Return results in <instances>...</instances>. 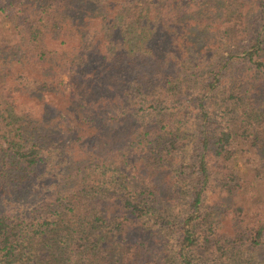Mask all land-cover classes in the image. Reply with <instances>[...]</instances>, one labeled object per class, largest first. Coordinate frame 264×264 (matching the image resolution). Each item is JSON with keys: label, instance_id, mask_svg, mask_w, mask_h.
I'll use <instances>...</instances> for the list:
<instances>
[{"label": "trees", "instance_id": "16d2710c", "mask_svg": "<svg viewBox=\"0 0 264 264\" xmlns=\"http://www.w3.org/2000/svg\"><path fill=\"white\" fill-rule=\"evenodd\" d=\"M102 3L0 0V131L6 142L0 144V190H8L2 194L6 210L0 212V264H147L145 254L152 253L151 248L140 238L133 240V234L143 232L135 220L153 213L155 186L148 180L142 184L145 191H137L133 180H123L120 166L135 143L146 150L154 143L161 146L160 153L166 156L161 158V170H167L166 161L176 163L175 151L182 146L183 130L187 131L183 123L133 121L142 107L135 110L136 105L156 109L145 99L147 87L166 95L165 85L174 81L198 84L205 92L174 98L180 109H192L201 128L197 182L187 211L176 220L178 264H195L191 250L208 188L210 159L221 165L239 211L245 215L254 209L251 243L258 246L264 233V219L259 217L264 211V108L259 110L264 96L254 85L260 84L251 76L246 81L237 76L217 106L207 107L206 101L220 91L223 73L235 59L251 72L264 70L263 34L227 61L211 64L206 63L208 53H221L209 44L217 36L199 30L218 25L220 40L237 37L229 17L241 6L225 10L223 0ZM257 4L261 7L264 0ZM90 29L94 34L83 46L82 37ZM137 57L152 66L133 76V70L143 66L135 67ZM25 66L40 72L38 77L44 74L50 84L65 74L69 85L61 92L67 98L64 115H56L58 108L51 101L33 111L10 100L4 77ZM42 85L46 87L45 82ZM124 100L132 103L133 112L119 117L113 110ZM140 101L146 102L137 104ZM162 109V114H175L177 107ZM58 136L64 148L47 160L40 149L54 144ZM110 167L111 171L119 167L111 177L122 189L104 194L96 169ZM106 200L114 203L113 209ZM129 226L133 234L128 233Z\"/></svg>", "mask_w": 264, "mask_h": 264}, {"label": "rangeland", "instance_id": "374dc122", "mask_svg": "<svg viewBox=\"0 0 264 264\" xmlns=\"http://www.w3.org/2000/svg\"><path fill=\"white\" fill-rule=\"evenodd\" d=\"M92 1L96 2L99 6L103 5L102 0ZM223 2L225 10L233 11L235 5L238 8L242 7L239 13L235 11L229 17L231 20L230 24L234 25L239 33L237 37L225 41L220 40L218 37V32H222V30L218 29V25L209 26L208 31L204 29L199 30V32H213V35L217 36V38H213L209 44L213 46V50L216 49L218 52H221L219 56H211L208 53L207 57H205L206 63L221 64L227 61L230 55H236L242 48L247 47L260 33L261 35L263 34L264 47V5L258 6L257 0H239L238 2L223 0ZM227 5L230 6L227 7ZM93 34L94 32L91 29L84 34L82 37L83 46L91 41ZM139 65L143 66L134 69L133 76H136L138 72L144 71L140 70L141 68L146 66L145 70H147L152 66L145 58L140 59L137 57L135 67ZM152 72H155L154 68H151ZM39 73L30 66H25L23 70L17 69L15 72L8 73L4 77V80L8 84L10 100L16 106L19 105L33 111H38L41 104L50 103L51 101L58 108L56 115L65 113L67 98L66 94L62 93L61 95V92L68 90V78L65 74H62L52 79L50 84L44 74L38 77ZM242 75L245 81L247 76H251L255 84L259 82L260 87L257 88L254 85V90L258 91L257 94L264 96V70L251 72L247 68V65L235 59L234 63L230 67L228 66L223 73L220 91L206 101V106H217V103H220L221 99L225 96L224 93L227 89L230 90V87H233L237 76L241 77ZM42 82L46 83V87H43ZM156 83H158V78ZM165 88L167 89L166 95L154 91L150 86L147 87L145 99L153 102L156 109L146 107L148 106L147 104L136 105L135 110L139 106L142 107L140 112L138 110V113L134 115L133 121L140 125H144L147 122L162 124L173 119L183 123L187 131L183 130L184 134L181 137L182 146L175 151L176 163L171 164L166 161L167 170H161V158L166 157L160 153L161 146H157L154 143L149 148L153 149L151 152V150H146L144 145L135 146V143L131 151L122 156L124 160L120 166L123 180H133V188L137 191H145V186L143 187L142 184L148 180L153 182L155 186L154 192L156 195L152 197L153 200L150 207V211L153 213H147L140 219V222L135 220L137 221L136 225H139L143 232L139 236H135L136 233L133 234V230H131L132 225L127 229L129 234L134 235L133 240L140 238V240L146 241L149 244L152 253L146 252L145 254L147 256V264L151 261H153L152 264H178L175 254L179 239L176 220H180L187 211V203L190 200L198 178L195 162L197 163V156L200 152L197 140L198 132H201V128L198 126V121H195L194 115H191L192 109L191 111H189V108L180 109L176 106L177 103L174 98L176 94L185 92H199L202 95L205 93L203 86L200 87L198 84L184 83L183 81H174L165 85ZM243 88L245 87L242 86ZM167 100L169 101L167 102ZM209 101L211 103H208ZM144 102L146 101H140L137 104H144ZM262 102H264V99ZM131 105L132 103L125 100L120 103L118 102L117 107L113 110L114 114L122 117L121 114L123 113L133 112L131 111ZM174 106L175 108L177 107L174 112L175 114L169 111L162 114L164 113L163 107L173 108ZM263 108L264 103L259 106V110ZM144 109L147 110L145 111ZM256 114L257 112L254 110V116H257ZM0 144L1 146L6 145L1 131ZM50 146H54L55 148L52 149ZM42 147L45 149H40V152L45 154L47 160H51L52 157L59 155V152L61 154L64 145L61 142V137L58 136L54 139V144L42 145ZM46 148L51 150L49 152L45 151ZM154 150H157L158 153H154ZM98 162L102 163L101 161ZM102 170H104V173H99ZM96 172L101 176V180L103 181L100 187L103 188L100 190L101 192L110 194L121 191L122 188H119L118 184L111 177V174L119 173V167L112 171L111 167L108 169L98 168ZM88 173L89 171H86L85 176H88ZM164 173L165 175H163ZM115 186L117 187L115 188ZM228 188L229 184L227 179L224 178V171L221 165L210 159L208 188L204 193V201L201 207L202 216L196 226V244L191 250L194 263L264 264V233L261 236L262 242L258 246L254 247V244L251 243L254 236V209L243 215L242 211H239L236 206V197L229 195ZM7 192L8 190L5 193L2 192V189L0 190V212L6 210L4 209L6 205L3 206V202L6 200L2 194H6ZM105 204L110 208L109 210L113 209L111 207L114 206V203L111 200H106ZM259 217L264 219V211ZM166 221H170V223H166ZM60 237L61 235L59 234Z\"/></svg>", "mask_w": 264, "mask_h": 264}]
</instances>
